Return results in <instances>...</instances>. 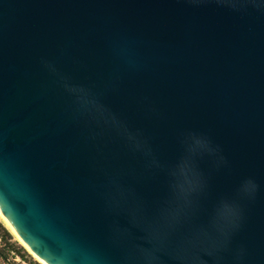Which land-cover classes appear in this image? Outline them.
Segmentation results:
<instances>
[{"label": "water", "instance_id": "95a60500", "mask_svg": "<svg viewBox=\"0 0 264 264\" xmlns=\"http://www.w3.org/2000/svg\"><path fill=\"white\" fill-rule=\"evenodd\" d=\"M0 213L45 264H264V0H0Z\"/></svg>", "mask_w": 264, "mask_h": 264}, {"label": "snow or ice", "instance_id": "6c2138e0", "mask_svg": "<svg viewBox=\"0 0 264 264\" xmlns=\"http://www.w3.org/2000/svg\"><path fill=\"white\" fill-rule=\"evenodd\" d=\"M196 146H203L202 140H195ZM197 158L195 146L187 149L181 154V165L187 167L190 164H194ZM161 176H165L169 173L166 168H159ZM195 178L192 181L186 199L178 215L171 220V222H165L159 225H155L164 234L165 238L169 241L176 234L179 226L182 224L184 215L190 212L198 200L201 198L212 199L213 190L211 182L208 177L196 172ZM246 191V187L243 189ZM217 206L214 209L213 227L221 233L223 236V243L230 242L231 236L235 232L239 231L243 222L242 208L239 197L228 199L226 197L216 196ZM155 257H150L146 260L145 264H151Z\"/></svg>", "mask_w": 264, "mask_h": 264}, {"label": "trees", "instance_id": "16d2710c", "mask_svg": "<svg viewBox=\"0 0 264 264\" xmlns=\"http://www.w3.org/2000/svg\"><path fill=\"white\" fill-rule=\"evenodd\" d=\"M18 257L20 263L14 258ZM0 264H39L34 261L28 253L12 239L9 231L0 223Z\"/></svg>", "mask_w": 264, "mask_h": 264}, {"label": "bare ground", "instance_id": "6f19581e", "mask_svg": "<svg viewBox=\"0 0 264 264\" xmlns=\"http://www.w3.org/2000/svg\"><path fill=\"white\" fill-rule=\"evenodd\" d=\"M0 220L2 221V223L4 224V226L8 229V231H10V233L16 238V240L23 246V248L26 249V251L31 254L36 261L39 264H45L43 261H41L40 259H38L30 250L29 248L21 241V239L16 235V233L13 231V229L10 227V225L8 224V222L5 220V218L2 216V214L0 213Z\"/></svg>", "mask_w": 264, "mask_h": 264}, {"label": "rangeland", "instance_id": "374dc122", "mask_svg": "<svg viewBox=\"0 0 264 264\" xmlns=\"http://www.w3.org/2000/svg\"><path fill=\"white\" fill-rule=\"evenodd\" d=\"M0 223L4 226V224L2 223V221L0 220ZM5 227V226H4ZM6 228V227H5ZM7 229V228H6ZM8 230V229H7ZM9 233H10V231H9ZM11 234V233H10ZM11 236H12V239H13V241L15 242V243H17L18 245H20L22 248H23V246L16 240V238L11 234ZM25 251H26V249L25 248H23ZM26 253H28L27 251H26ZM28 255L34 260V261H36V259L31 255V254H29L28 253ZM14 261L16 262V263H20V259L18 258V257H15L14 258ZM37 262V261H36ZM38 263V262H37Z\"/></svg>", "mask_w": 264, "mask_h": 264}]
</instances>
